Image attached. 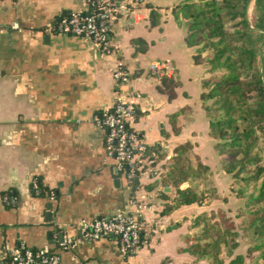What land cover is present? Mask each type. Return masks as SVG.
Returning a JSON list of instances; mask_svg holds the SVG:
<instances>
[{
    "label": "crops",
    "instance_id": "1",
    "mask_svg": "<svg viewBox=\"0 0 264 264\" xmlns=\"http://www.w3.org/2000/svg\"><path fill=\"white\" fill-rule=\"evenodd\" d=\"M149 1L170 6L177 0ZM89 9L88 0H0V264H10L9 250L21 243L48 247L55 258L47 264H205L186 247L199 228L196 216L217 211L219 205L230 208V174L215 177L227 199L163 212L176 194L166 164L177 143L191 140L214 172L222 169L201 98L205 68L193 61L186 27L164 7L155 26L149 25L150 7L144 4L113 18L115 51L110 54L87 36L50 28L64 14ZM139 35L151 44L146 52L134 53L131 40ZM119 59L133 71L142 70L121 87L134 95L140 112L136 126L151 161L134 186L107 151L105 128L93 120L114 103L113 71ZM154 61L163 64V74L179 80L174 98L151 72ZM186 105L195 108L194 116L177 115L180 130L175 131L170 116ZM33 177L45 193L34 192ZM52 189L54 199L47 193ZM132 200L147 204L135 253H124L114 235L68 245L81 220L131 211Z\"/></svg>",
    "mask_w": 264,
    "mask_h": 264
},
{
    "label": "trees",
    "instance_id": "2",
    "mask_svg": "<svg viewBox=\"0 0 264 264\" xmlns=\"http://www.w3.org/2000/svg\"><path fill=\"white\" fill-rule=\"evenodd\" d=\"M250 1L177 0L170 6H156L145 0L134 5L150 7V26L160 23L159 8L164 7L179 25L187 28L184 39L194 48L193 61L205 68L201 98L209 118L210 134L215 138L220 163L230 174L231 192L245 201L244 229L250 233L245 253H236L240 233L227 213L205 211L195 217L194 225L199 228L186 249L197 258H207L208 264H225L227 258L228 264H245L247 257L251 259L250 264H264V54H261L264 0H255L254 27L247 15ZM131 42L134 53L146 52L151 44L141 35L134 36ZM141 71L137 68L130 76ZM159 77L160 88L174 98L179 80L168 74ZM181 113L189 120L195 109L186 105L171 114L175 131L180 130L175 119ZM194 146L191 140L177 143L166 164L168 184L176 187V194L163 212L184 204L227 199L211 182L212 169ZM154 147L157 150L159 145ZM39 182L43 189L40 194H43L46 188L40 179ZM184 182L188 185L182 188ZM135 183V178L130 180L133 186Z\"/></svg>",
    "mask_w": 264,
    "mask_h": 264
},
{
    "label": "built area",
    "instance_id": "3",
    "mask_svg": "<svg viewBox=\"0 0 264 264\" xmlns=\"http://www.w3.org/2000/svg\"><path fill=\"white\" fill-rule=\"evenodd\" d=\"M143 1L145 0H88V11L75 10L64 14L50 28L87 36L98 44L102 51L110 54L115 51L111 40L110 22L118 15L131 12L136 8L134 5ZM150 70L154 75L161 76L164 66L154 61ZM113 72L117 84L114 103L109 108L95 113L93 120L105 128V147L115 156L117 167L131 180L151 162L148 158L149 146L136 126L140 112L134 95L121 88L130 83V73L133 70L125 60L119 59ZM136 96H140V93L137 92ZM31 187L36 193L43 192L37 177L31 179ZM47 193L52 199L56 197V191L53 189ZM132 204L131 211L118 210L110 216L81 220L78 224L79 233L67 239L68 245L114 235L118 237L119 247L124 253H135L142 242L144 221L141 215L147 204L137 200H132ZM54 258V253L48 247L34 248L21 243L9 250L8 261L10 264H47Z\"/></svg>",
    "mask_w": 264,
    "mask_h": 264
},
{
    "label": "rangeland",
    "instance_id": "4",
    "mask_svg": "<svg viewBox=\"0 0 264 264\" xmlns=\"http://www.w3.org/2000/svg\"><path fill=\"white\" fill-rule=\"evenodd\" d=\"M247 15H248V18H249V20L251 22V26L254 27L253 23H254L255 18H256L255 0H251L248 3ZM186 30H187V28H186ZM261 50H262L261 54H264V46L262 47ZM210 173H211V176H210L211 182L217 186L215 177H217V176L219 177L220 173H224L223 167H222L221 170H215V172L213 170H211ZM221 180H222V178H221ZM212 183L210 185L211 187L213 186ZM231 195L234 196V197H232L231 202H226V204H228L230 206V208L227 205H221V206L219 205V206H217V211H215V212L224 211L233 220L237 230L240 233V239H241L240 245L236 249V253H239V252L245 253L246 249H247V246L249 244L247 242V240H248L247 237L250 234L249 232H247V230L244 229L245 228L244 224H245V222H247V218H244L246 216H245V214L244 215L242 214V207L245 205V201H244V199L236 197V195L234 193H231ZM211 212H213V211H211ZM205 259L207 261V262H205V264H208L209 261L207 260V258H205ZM250 262H251V259L249 257H247L246 261H245V264H250ZM228 263H229V258L226 259V263L225 264H228Z\"/></svg>",
    "mask_w": 264,
    "mask_h": 264
}]
</instances>
